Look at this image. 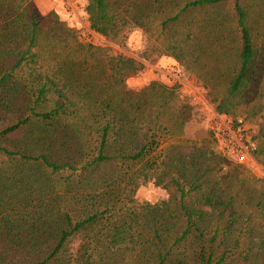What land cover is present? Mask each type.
<instances>
[{
    "label": "trees",
    "instance_id": "trees-1",
    "mask_svg": "<svg viewBox=\"0 0 264 264\" xmlns=\"http://www.w3.org/2000/svg\"><path fill=\"white\" fill-rule=\"evenodd\" d=\"M82 1L93 33L147 34L142 59H172L218 115L250 104L264 76L254 0ZM30 5L0 0V264H264L253 198L243 207L210 179L224 161L212 132L184 136L193 107L179 85L129 89L140 61ZM251 156L264 167V144ZM147 183L169 198L138 202Z\"/></svg>",
    "mask_w": 264,
    "mask_h": 264
},
{
    "label": "rangeland",
    "instance_id": "rangeland-1",
    "mask_svg": "<svg viewBox=\"0 0 264 264\" xmlns=\"http://www.w3.org/2000/svg\"><path fill=\"white\" fill-rule=\"evenodd\" d=\"M254 3L256 5L250 11L251 16L255 18L256 26L264 29V0H254ZM84 6L85 2L82 0H31L30 8L37 20L45 19L46 22V19L54 18L75 31L79 41L109 47L115 54L140 61L143 69L126 81L129 89H141L151 81L168 86L177 83L181 94L189 99L193 107L191 120L184 128V136L190 139L211 140L209 131H212L218 114L210 102L208 90L204 89L193 75H183L180 67L170 58L151 55L147 60H143L142 54L150 48V40L148 35L141 31L130 32L122 45L110 43L93 33L89 29ZM257 79L250 91L248 106L240 108L235 115H218L226 123L234 127L240 126L246 131L252 151L264 144V76ZM165 145L166 143L161 148ZM217 145L214 146V150L224 162L216 166L215 171L210 174V179L214 181L217 177L221 181L220 188L223 191L239 194L237 204H242L243 207L247 198H253L250 205L244 209L251 216L252 227L264 231V167L252 158L251 153L247 162L239 165L232 155ZM168 198V191L163 186H156L153 183L141 186L135 194L138 202L151 204Z\"/></svg>",
    "mask_w": 264,
    "mask_h": 264
},
{
    "label": "built area",
    "instance_id": "built-area-1",
    "mask_svg": "<svg viewBox=\"0 0 264 264\" xmlns=\"http://www.w3.org/2000/svg\"><path fill=\"white\" fill-rule=\"evenodd\" d=\"M215 120L211 132L218 146L232 155L237 164H245L251 153L246 131L240 126L234 127L226 123L218 115Z\"/></svg>",
    "mask_w": 264,
    "mask_h": 264
}]
</instances>
